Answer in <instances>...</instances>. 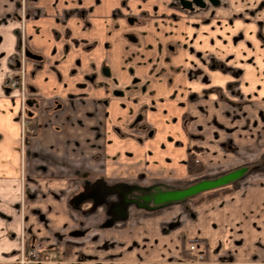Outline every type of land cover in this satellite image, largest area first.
Here are the masks:
<instances>
[{"label": "crops", "instance_id": "crops-1", "mask_svg": "<svg viewBox=\"0 0 264 264\" xmlns=\"http://www.w3.org/2000/svg\"><path fill=\"white\" fill-rule=\"evenodd\" d=\"M21 1L36 130L23 133L20 94L0 78V261L16 264L22 223L73 264H174L191 245L210 264H264V168L207 198L107 200L116 185L185 186L264 156V0H0V74ZM197 52L244 70L249 108H228L237 97L214 87L229 75Z\"/></svg>", "mask_w": 264, "mask_h": 264}, {"label": "rangeland", "instance_id": "rangeland-1", "mask_svg": "<svg viewBox=\"0 0 264 264\" xmlns=\"http://www.w3.org/2000/svg\"><path fill=\"white\" fill-rule=\"evenodd\" d=\"M222 1L224 2L225 0H222ZM24 5H25L24 1H21V4L16 7L15 14L13 15L17 19L20 18V21H16L17 23L15 22L16 30L18 27H19V30H18V34L16 33V38H15V42L13 46V52H11L7 56V59H6L7 68L3 74L2 73L0 74L3 87L11 89V90L15 89L17 90L18 94H20L21 111H22L23 103L25 102L27 98L24 81L26 79V71L28 68L27 67L28 57L25 54L27 49L25 47L26 46L25 45L26 36L24 32V21H25V6ZM257 35H258L257 38H263L261 29L257 31ZM1 38L2 37L0 36V39ZM1 45H3V42L0 40V46ZM10 48L12 49L11 46H9V49ZM197 53L200 54V52H197ZM200 62L205 65L206 70L207 69L211 70L210 68H218L223 73H226L229 75L230 79L227 80L226 83L222 85L221 88L214 87L216 89L215 91H221L223 95L237 97V100H236L237 106H233V107L229 106L228 108L230 109L233 108V110L234 108H239L241 110H243V108H249L247 107L248 105L243 106L245 103H247L246 102L247 99L243 95L244 94L243 92H246L247 90L244 84L242 85V81L244 80L243 79L244 70L238 69L237 67L228 66L223 61L219 60L218 58H215L214 56H210V55H206V57L203 58V56H201L200 54ZM9 74H11V76L14 78V80H11V81L19 80V84L16 87H12L11 81L9 79ZM232 112H233L232 110H229V113L235 114L234 112L233 113ZM236 113H238V111H236ZM236 115H239V114H236ZM27 118L30 119L28 116ZM262 168H264V156H262L257 161L252 162L250 164L235 166L224 173L206 177L204 179L196 180L190 183H186L185 186H170L166 184L157 183L154 185L150 184L143 188H131V189L126 190L127 191L126 192V191H123L124 190L123 186L116 185L114 186V188L110 190L111 194L110 196H107V200L109 202H116L118 204V203H122L123 202L122 200L124 199V197H126L129 203L138 204L142 208L144 207L152 208V207H156V204L154 202L159 198H167L169 200H175V201L177 200L178 202H180L183 200L182 199L183 197H186V198H191V197H188L189 193L185 195H181L179 197H175L177 194L179 193L183 194L187 192L189 189L201 183L217 182L215 186L205 188L198 192L192 193L191 195L193 197H196V196L205 197L206 196L207 198V195L211 194L215 190L220 192L222 190H229L233 188L234 186H241L243 181L246 180V178L250 174L254 172H262V170H260ZM202 170H203V166L199 170L194 171L193 174L199 173ZM116 189H119L121 191L116 190ZM114 191L122 192V193H114ZM124 192L126 193L124 194ZM19 212H20L19 214L20 219L22 220L23 213L21 209L19 210ZM26 238H27L26 229L23 227L21 223L19 230H15L11 238L13 240L12 246H13V251H14L13 252L14 257L12 258V260H14V263L21 264V261L23 262L26 258L25 254L27 253V250H29L34 244H38L40 248V253L38 255L39 262L37 264H42V263L73 264L74 263L72 261H67L59 257V255L55 254L54 252H46L45 250H43V245L41 242L34 241V240L27 241ZM191 251H192L191 253L184 252L181 259L171 260L169 261V263L210 264L206 260L205 254L202 251H197L195 249ZM6 254H9V253H6ZM86 257L88 258H85L83 260L85 263H90V264H103L104 263V261H102L99 258H96V256L94 255L93 257L91 256H86ZM0 262H2L3 264L6 263V261L5 262L0 261ZM7 262H9V260ZM151 263H155V262L152 261Z\"/></svg>", "mask_w": 264, "mask_h": 264}, {"label": "built area", "instance_id": "built-area-1", "mask_svg": "<svg viewBox=\"0 0 264 264\" xmlns=\"http://www.w3.org/2000/svg\"><path fill=\"white\" fill-rule=\"evenodd\" d=\"M9 79H10V81L14 80V78L11 76V74H9ZM20 83H21V81H20ZM18 84H19V80L18 81H11L12 87H16ZM21 122H22L21 124H22L23 133H25L27 131L30 133L35 132L36 122L32 118L31 119L27 118L25 102L23 103V107H22V111H21ZM190 249L193 250L194 246L191 245ZM39 253H40L39 245L38 244L32 245V247L29 250H27V253L25 254L26 258L23 262L21 261V264H37L39 262V259H38Z\"/></svg>", "mask_w": 264, "mask_h": 264}, {"label": "water", "instance_id": "water-1", "mask_svg": "<svg viewBox=\"0 0 264 264\" xmlns=\"http://www.w3.org/2000/svg\"><path fill=\"white\" fill-rule=\"evenodd\" d=\"M181 6L183 8H192L193 6H200V7H203L205 6V2H209L211 4H218V0H177ZM26 56L28 57H32V58H38V56H36L35 54H33L32 52H30L29 50L26 51ZM217 184V182H206V183H201L199 185H196L195 187L189 189L187 192L183 193V194H177L175 197H179L181 195H185L187 193L189 194H192V193H195V192H198L200 190H203L205 188H208V187H212V186H215Z\"/></svg>", "mask_w": 264, "mask_h": 264}, {"label": "trees", "instance_id": "trees-1", "mask_svg": "<svg viewBox=\"0 0 264 264\" xmlns=\"http://www.w3.org/2000/svg\"><path fill=\"white\" fill-rule=\"evenodd\" d=\"M186 166H187L188 173H193L194 171L202 168L201 162L192 154H189L187 156ZM217 193H219V192L217 190H215L211 194H208L207 197L214 196Z\"/></svg>", "mask_w": 264, "mask_h": 264}, {"label": "flooded vegetation", "instance_id": "flooded-vegetation-1", "mask_svg": "<svg viewBox=\"0 0 264 264\" xmlns=\"http://www.w3.org/2000/svg\"><path fill=\"white\" fill-rule=\"evenodd\" d=\"M178 2V1H177ZM180 4V3H179ZM181 5V4H180ZM26 54V53H25Z\"/></svg>", "mask_w": 264, "mask_h": 264}]
</instances>
